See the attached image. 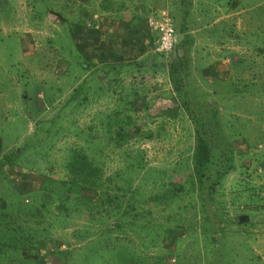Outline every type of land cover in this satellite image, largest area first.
Returning <instances> with one entry per match:
<instances>
[{"label":"rangeland","instance_id":"obj_1","mask_svg":"<svg viewBox=\"0 0 264 264\" xmlns=\"http://www.w3.org/2000/svg\"><path fill=\"white\" fill-rule=\"evenodd\" d=\"M61 4L0 0V264H264V0Z\"/></svg>","mask_w":264,"mask_h":264},{"label":"built area","instance_id":"obj_2","mask_svg":"<svg viewBox=\"0 0 264 264\" xmlns=\"http://www.w3.org/2000/svg\"><path fill=\"white\" fill-rule=\"evenodd\" d=\"M147 24L156 33L152 51L159 54L169 53L175 45V28L168 11L160 8L155 17H148Z\"/></svg>","mask_w":264,"mask_h":264},{"label":"crops","instance_id":"obj_3","mask_svg":"<svg viewBox=\"0 0 264 264\" xmlns=\"http://www.w3.org/2000/svg\"><path fill=\"white\" fill-rule=\"evenodd\" d=\"M60 3H62L58 9L60 7H63L67 4L70 3L71 0H58ZM90 2H92V0H89ZM93 1H96L97 3V6H98V14L97 13H94L93 12L90 14V19L94 21V23L96 24H93L94 27L93 28H96L97 27V30H100L101 34L104 35V31H109L110 28L113 27V22H111L110 20H105L106 16H109L112 15L113 12H111L110 9H106L104 8V5H107L108 3H110V0H93ZM112 1V0H111ZM111 5V4H110ZM55 13H57L58 15L62 16L63 18H67V15H62L61 13H58L55 11ZM57 14H55L56 17ZM119 14V13H118ZM53 16V15H52ZM49 17H50V13H49ZM54 17V16H53ZM59 18V17H58ZM107 19V18H106ZM114 21H117V23L119 22L118 20H115V19H112ZM54 20H51V23H53ZM92 22V21H91ZM72 23V22H71ZM93 23V22H92ZM50 24V23H49ZM87 26V25H86ZM99 26V27H98ZM37 27V26H35ZM89 28H92V27H89ZM99 28V29H98ZM91 33L94 32V30H90ZM100 44V47H101V52L100 54L103 52V51H106L105 49V46H106V43L104 40H101V42L99 43ZM76 49H77V46L75 45ZM78 51V49H77ZM79 53V51H78ZM79 56V55H78ZM81 70L84 71L81 67ZM79 82V79L75 82V83H78ZM259 166V165H258ZM263 169V168H262ZM264 179V178H263ZM262 230L264 231V227L262 228ZM262 260H264V257L262 256L261 257Z\"/></svg>","mask_w":264,"mask_h":264},{"label":"trees","instance_id":"obj_4","mask_svg":"<svg viewBox=\"0 0 264 264\" xmlns=\"http://www.w3.org/2000/svg\"><path fill=\"white\" fill-rule=\"evenodd\" d=\"M109 5V3L107 4V5H104V8H106V9H108V6ZM59 18L61 17V18H63L62 16H60V15H57ZM64 19V18H63ZM62 19V20H63ZM88 27H92L91 29L92 30H96V29H94L93 27H94V25H93V23L92 22H88L87 24H86ZM132 25V23H131V20H129L127 23H124V26H126V27H128V26H131ZM70 29H71V34L74 32V30H76L75 32H78L77 31V24H75V23H70ZM134 26V25H133ZM132 26V27H133ZM87 28V27H86ZM148 28H149V26H148ZM149 31H151L150 30V28H149ZM74 34V33H73ZM156 34V33H155ZM72 36V35H71ZM74 36V35H73ZM156 36H154V35H150V40H151V51L153 50V47H154V43H155V38ZM153 52V51H152ZM102 54V53H101ZM154 54H156V53H154ZM200 149V136H199V134H198V150ZM84 160H85V158L83 157V156H76L75 157V159H74V164L78 167V166H82L83 165V168H84V170H85V162H84ZM91 168V167H90ZM80 172V171H79Z\"/></svg>","mask_w":264,"mask_h":264}]
</instances>
